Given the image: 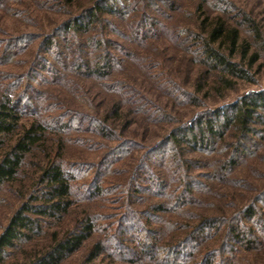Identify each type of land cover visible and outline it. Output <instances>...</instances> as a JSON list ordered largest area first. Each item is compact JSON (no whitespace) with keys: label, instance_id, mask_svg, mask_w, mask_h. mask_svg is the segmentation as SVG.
I'll return each instance as SVG.
<instances>
[{"label":"trees","instance_id":"16d2710c","mask_svg":"<svg viewBox=\"0 0 264 264\" xmlns=\"http://www.w3.org/2000/svg\"><path fill=\"white\" fill-rule=\"evenodd\" d=\"M32 1L45 11H53L56 2ZM75 1L66 0L69 5ZM167 3L177 6L176 1ZM216 5L221 11L213 14L198 5L195 13H188L197 28H182L181 32L197 42L195 61L210 73L218 71L220 81L231 88L232 80H249L245 64L253 67L260 59L259 53L251 52L244 25L252 28L257 39L261 35L249 15L244 16L246 24L229 22L230 1L219 0ZM134 6L131 0L97 1L85 18L63 22L55 31L43 33L32 52L40 38L36 33H7L0 38V64L27 65L25 71H0V80L7 82L0 85V194L6 189L19 201L0 233V264H63L92 241L83 259L73 264H257V259L238 258V254L264 249V190L240 207L228 201L227 208L232 210L228 214L221 206H215L217 215L195 209L210 206L205 201L210 193L205 191L210 188L207 181L234 182L235 169L262 149L264 128L259 127H264V91L247 94L172 129L164 141L147 151L125 184L114 182L125 172L119 166L136 144L123 140L112 146L103 140H118L114 136L117 123L124 122L125 106L134 104L150 118L161 113L134 90L127 97L125 89L130 84L113 74L121 68L119 57L112 52L116 40H98L91 32L95 19L106 15V26L114 36L126 37L120 23L131 21L128 16ZM0 10L15 21L35 22L25 0H0ZM131 18L136 36L144 22L150 29L157 26V17ZM81 38L90 40L93 53L65 62L60 45L77 49L74 41ZM29 52L34 53L32 60L19 59ZM54 55L64 70L69 68L65 81L51 61ZM237 56L239 62L233 60ZM84 80L119 98L108 104L104 121L93 114L95 105ZM36 83L44 88L36 95L45 96L49 103L42 115L36 111L31 117L34 107L28 90ZM58 83L69 94L53 92L51 88L56 90ZM65 94L74 103L66 104ZM76 103L83 110L74 108ZM130 123L127 119L124 127ZM75 148L80 150L77 156ZM100 150L105 153L96 155ZM83 151L95 154V159H83ZM186 154L193 157L186 159ZM216 156H222L216 169L192 173L208 167L211 161L202 158ZM81 184L88 193L83 198L75 194ZM129 190L132 194L126 204L117 207L112 198ZM138 197L145 198V203L138 202ZM134 204L142 208L136 210Z\"/></svg>","mask_w":264,"mask_h":264},{"label":"rangeland","instance_id":"374dc122","mask_svg":"<svg viewBox=\"0 0 264 264\" xmlns=\"http://www.w3.org/2000/svg\"><path fill=\"white\" fill-rule=\"evenodd\" d=\"M97 1L100 0H76L74 4L69 5L66 0H56V2H53V11H45L39 8L34 1L25 0L29 5L32 16L35 17V22L25 24L15 21L8 18L5 13L0 10V38L6 37L7 35L5 34L7 33L8 35H18L22 32L36 33L40 38H38V42L36 41L32 46V52L33 49L36 50L37 43L42 39L43 33L55 31L63 22L72 21V19L76 18H85L89 13V9H93ZM168 1L169 3L176 1L177 6L175 8L170 4L169 6L167 3ZM218 1L219 0H206L203 3L202 0H131L132 6L135 5V9L131 11L128 16L131 21L127 20V22L120 23L121 30L124 32V35L126 34L127 38H117L114 36L112 29L106 26V15H102L95 19L91 34L97 37L98 40L106 38L116 40L112 52L116 53L119 57V67L121 68L116 70L113 74L116 78L122 79L130 84L129 90L125 89L127 97L131 95L132 90H134L155 106L152 110L157 109V111L161 113L157 117L150 118L147 113L138 112V108H136L134 104H129V106L126 105L124 108V112L126 113H124L122 117L125 123L127 119L128 121H132V123L126 125L128 126L126 128L124 127L125 123L121 120V122L117 123L116 136H114V139L118 140H103L104 143H108V145L112 146L118 145L123 140H130L136 144L131 156L119 166L122 170H125V174L123 173L117 176L118 179L114 178L116 184H125L138 164L141 163L147 151L159 142L164 141V138L167 137L172 129L192 121L198 115L207 114L219 107L234 103L247 94L264 91V0H228L233 4L229 13L230 17H227L229 22L233 26L241 22L246 24L244 16L249 15L257 23V29L261 35V38L257 39L252 32V28L250 30L247 25H244L246 34L250 35L247 40L251 45V52H256L260 55V59L253 67H247L248 65L246 64L244 66L245 70H247L249 80H232L233 86L227 88L224 83L220 81V73L218 71L213 70L210 73L207 68H204L195 61V45L197 42L190 41L186 38L183 32H181V29L188 28L193 30L197 28L196 25L198 24L189 18L188 13H195L197 6L200 4H203V11L205 12L211 14H213V12H220V7L216 5ZM135 12L136 14H133ZM132 15H138V20H140V17L142 19L149 16L157 17V26L154 29H150L148 23L144 22L141 30L136 32L138 33L136 36V27L132 22ZM129 37L130 39H128ZM58 41L61 42L60 36ZM74 42L79 46L77 49L75 46L70 47L66 43L60 45V50L64 52L63 57L65 56L64 60L67 63L74 61L77 56L84 57L85 55L88 56L93 53V47L90 45L89 39H75ZM72 50L78 53H72ZM31 52L20 56L21 58L19 59L22 61H24V59L25 61L32 60L34 53L31 54ZM127 53L133 54L134 57H127ZM56 57L58 56L54 55L53 59H50L51 61L53 60V64L56 65L58 71H60L58 74L60 80L65 81L68 78L69 68L64 70L60 63H58ZM233 60L239 62L240 57L237 56ZM25 64H0V71H25L27 67ZM145 65H147L146 69L153 77L145 72L146 69H142ZM207 73L209 74L207 75ZM206 76L207 78H205ZM5 83H7L6 80H0V85H4ZM83 83L86 84L85 89L91 90L89 96L91 97L92 103L95 105V112H93L94 116L104 121L102 116L105 115L108 104L114 103L113 101L119 98L110 97L104 89L94 86L93 81L84 80ZM59 84L60 83L55 84L56 90L53 89L54 87L51 88V90H53V92L62 90L69 94V92ZM33 87V90H28L30 99L32 100L33 98L31 102L34 108L30 109L31 117L36 115V111L42 115L44 113H42V111H46V106L49 103L48 98L46 99L45 96L36 95L35 93L37 90L43 91V86L36 83ZM173 89H175V91L171 92ZM60 94L62 95V93ZM62 99L66 101V104L70 105L71 102L74 103L70 95L67 96L65 94ZM74 108L83 110L77 103ZM57 114L59 113L56 112L55 115ZM259 128L264 127L260 126ZM261 142L263 144L262 149L259 150L256 155L246 157V160L235 169L233 175L234 182H209L205 180L210 185V188L208 187V189H205V191H210L211 193L207 194L208 197L205 198V201L210 206L207 209H195L197 213L202 212L205 213V215H217L215 206L223 207L227 214L231 213L232 210L227 208L228 201L232 200L235 205L240 207L264 190V137ZM78 149L75 148L73 151L76 156L80 153ZM100 151L101 152H96V155L105 153L104 150ZM81 153L82 158L85 160L88 159L91 161L95 159V154L86 151ZM192 155H194L195 158L199 157L197 154ZM185 157L189 159L193 156L186 154ZM221 157L222 156H216V158H209V160L208 158L201 157L211 162L208 163V167H204L201 170L194 169L192 173L198 174L203 171L216 169L218 165H220L217 159ZM204 160H201L203 164L205 163L203 162ZM164 178L167 179L168 183L172 184L173 180L170 176L166 175ZM179 178H181L180 174ZM81 186L82 187L75 191V194L77 197L83 198L88 193L84 191L85 186L83 184H81ZM173 187L175 188L176 185L173 184L172 188ZM131 194L132 191L130 190L125 191L124 195H122V193L118 194V198L120 200L123 199L120 204L118 198L112 199L117 201L115 204L118 205L117 207H121L124 203L126 204L127 198L131 196ZM138 200L139 197L137 198V201ZM145 201L144 198L138 202L143 204ZM138 202L136 204H138ZM136 204L132 205L134 209L137 210L142 208V206ZM18 206L19 201L12 193L7 192L5 189L0 194V233L7 224L11 214ZM92 243L93 241L90 242L81 253L76 254L63 264H73L83 259L88 250V246ZM259 251V253H239L238 258L247 255L248 258L257 259V264H264V249Z\"/></svg>","mask_w":264,"mask_h":264}]
</instances>
